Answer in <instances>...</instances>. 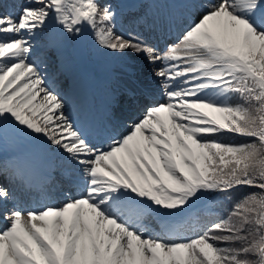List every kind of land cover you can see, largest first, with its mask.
<instances>
[{"label": "snow or ice", "instance_id": "1", "mask_svg": "<svg viewBox=\"0 0 264 264\" xmlns=\"http://www.w3.org/2000/svg\"><path fill=\"white\" fill-rule=\"evenodd\" d=\"M3 5L0 141L40 139L69 187L33 201L30 162L0 168L17 178L0 180V264H264V0H188L162 47L118 34L112 0ZM89 33L151 71L120 62L108 119L81 127L41 65L59 70ZM217 197L230 206L202 219Z\"/></svg>", "mask_w": 264, "mask_h": 264}, {"label": "rangeland", "instance_id": "2", "mask_svg": "<svg viewBox=\"0 0 264 264\" xmlns=\"http://www.w3.org/2000/svg\"><path fill=\"white\" fill-rule=\"evenodd\" d=\"M187 2L188 0H152L153 21L148 25V27L152 28L150 31L138 27L140 24L139 22L137 27H133L130 23H116V31L118 34L143 33L145 36H149L153 43H159L162 47L165 42L173 40L178 32L184 27L186 22L189 21H184V19L179 18L180 15L178 12V10L181 9L189 15L188 9L182 5ZM8 3L9 4L4 3L3 6L9 9L12 8L13 0ZM167 15L169 20H166ZM161 24L165 27V34L169 33V35H163V32L159 29ZM148 32H150L151 35H148ZM40 43L42 50L46 51L47 49L45 48L44 40H41ZM63 51L65 57L64 63L59 67V70H55L54 72L56 74L59 72L62 73L63 70H66L70 74V84L68 85V88L64 91L59 90L62 93L63 98L66 100V114L81 127L100 125L106 122L100 112V105L104 102L103 99L99 98L97 93L102 91L104 96H111L114 88L117 86L116 81L113 78L112 82L105 83L103 78L105 76H110V74L117 69L120 62L133 60L140 64L146 74L151 71V65L146 64L140 58H136L132 53H126L121 57L105 50L96 43L90 33L79 38L66 39ZM41 68H47L45 75L51 76L52 70L51 72L48 71V66L42 64ZM156 92V97L159 98V92ZM74 95H77L79 98L86 96L89 99V107L83 108L77 98L75 99L76 102L73 103L71 97L74 98ZM41 143V140L38 138L22 139L9 131L3 140L0 141V161L7 160L6 162L10 165L14 159H25L29 161L31 165V178L37 184L39 183L36 178L38 177V172L48 170L51 167L54 173L48 172V174L57 178V181H53L52 184L48 185L50 192L55 193L61 190H66L69 185L67 184V181L61 177L62 163L58 159V154L56 153L55 160H42L41 155L50 151L43 150ZM38 161H41L42 163H39ZM0 180L12 181L14 180V177L10 179L7 174L0 176ZM41 199L42 197L39 193L32 197L33 201ZM3 226L4 222L0 220V228Z\"/></svg>", "mask_w": 264, "mask_h": 264}, {"label": "trees", "instance_id": "3", "mask_svg": "<svg viewBox=\"0 0 264 264\" xmlns=\"http://www.w3.org/2000/svg\"><path fill=\"white\" fill-rule=\"evenodd\" d=\"M112 2L117 5V11H118V15L120 16V20H126L127 18H131L134 19V16H136L137 14H141L142 12L145 11V8L148 6L149 1L148 0H141L140 1V5H139V9L138 11H136V9H132L133 11L128 10V13L125 14V16H127V18H125L123 16V12L122 9H120L121 5L119 4L118 0H112ZM64 84L63 83V78L61 76H58V82L57 84ZM233 141L238 140V138L236 137H232L231 138ZM256 189H242L241 191L244 192H250V191H255ZM215 206V209L218 211L223 212L225 209H227L230 205L227 201H223L221 200L219 197L215 198V200L213 201H209L207 198L205 199V201H203L201 203L200 209L198 211V215L203 219L204 217H206L209 213V208L211 206Z\"/></svg>", "mask_w": 264, "mask_h": 264}]
</instances>
